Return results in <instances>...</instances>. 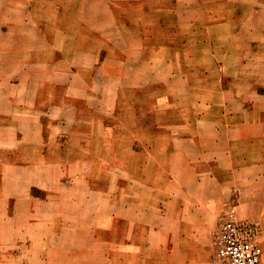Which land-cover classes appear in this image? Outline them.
I'll use <instances>...</instances> for the list:
<instances>
[{
  "label": "crops",
  "instance_id": "0c3cea01",
  "mask_svg": "<svg viewBox=\"0 0 264 264\" xmlns=\"http://www.w3.org/2000/svg\"><path fill=\"white\" fill-rule=\"evenodd\" d=\"M261 15L262 0H0V204L49 203L57 187L74 188V183L61 182L64 171L74 167L84 171L82 183L94 191L112 185L111 180L117 182L112 186L129 188L135 181L126 176L105 178L108 184L98 178V172L117 168L99 162L98 155L105 151L110 156L112 144L106 142L114 140L127 141L112 147L115 155L123 149L134 157L145 155L150 149L138 141L146 127L150 137L163 135L170 144L157 151L169 157L157 171L168 170L172 178L188 173L198 186L206 180L220 185L219 172L225 170L232 173L229 184L234 187L264 190L260 104L253 105L256 114L250 117H210L203 110L195 116L179 114L192 106L188 92L208 88L193 86L194 73L204 82L231 74L228 90L253 91V99L264 95L253 83L233 80L258 72H243L237 65L233 73L224 72L223 56L218 50L209 54L207 47L230 45L238 62L250 64L249 48L264 38L254 40L244 32L264 28L256 22ZM238 45H244L239 59ZM197 60L199 66L193 64ZM178 77L184 82L177 83ZM154 81L167 85L165 91L160 88L162 94L186 93L184 100L164 105L174 112L170 120L154 123L140 115L144 103L139 93ZM129 91L137 92L133 103L123 95ZM198 105L214 106L208 101ZM120 108L121 113L132 108L136 120L118 122ZM200 124L208 125L207 133ZM135 166L138 172L144 168ZM172 181L176 186L177 180Z\"/></svg>",
  "mask_w": 264,
  "mask_h": 264
},
{
  "label": "rangeland",
  "instance_id": "374dc122",
  "mask_svg": "<svg viewBox=\"0 0 264 264\" xmlns=\"http://www.w3.org/2000/svg\"><path fill=\"white\" fill-rule=\"evenodd\" d=\"M256 22L264 23V16H257ZM244 33L254 40L264 38L262 27H248ZM200 46L195 45L194 51H200ZM212 46L207 45L209 54L218 50L223 56L224 72L233 73L236 65L243 72H258L256 77H234V82L240 85L253 83L258 92H264V43L249 48L250 64L243 60L238 62L230 45H218L215 49ZM132 49L136 51V44ZM243 49L244 45L236 47L241 54L238 59L243 57ZM178 52L182 53L184 49ZM199 63L200 60L193 62L196 66ZM218 71L217 67V77ZM198 76L194 73L191 77L193 86L203 84L208 88L203 91L194 88L188 92L187 98L192 101V106L181 109L179 114L190 112L195 116L203 110L210 117H250L256 114L255 103L264 111V95L253 99V91L228 90L231 74L222 81L210 79L208 82L200 81ZM132 78L136 80V77ZM178 82L184 81L178 77ZM160 88L165 91L167 85L162 81L148 82L138 96V100L144 103L140 115L154 123L158 119L170 120L174 112L164 105L174 98L184 100L186 96L184 91L175 95L162 94ZM136 94V91H129L123 95L126 101L133 103ZM203 101L214 106L201 109L198 104ZM155 105L159 107L153 108ZM131 109L124 108L121 113L120 108L116 115L118 122L126 120L131 124L135 121L136 114ZM198 126L204 132L208 129L206 124ZM150 134L146 127L143 138L138 141L150 149L145 155L134 157L126 149L121 150V154L120 151L113 154L112 147L116 144L121 148L126 140L107 141V145L112 144L110 156H105L104 150V155H98L99 162L107 161L117 167L110 172H98V178L107 184L110 182L105 178L126 176L134 180L135 184L125 190L119 185L112 186L117 182L111 180L112 185L96 187L94 191L82 183L84 171L74 170L77 169L74 167L64 171L61 179V182L74 183V188L52 190L49 193L54 196L51 202L0 204V264H224L217 258L213 244L216 230L229 210L240 220L256 223V241L262 250L261 264H264V190L247 184L234 187L229 184L232 173L225 170L219 172L220 185L206 180L198 186H193L194 180L188 173H178L180 176L172 178L168 170L161 168L157 171L156 167L166 166L169 158L168 155H158L157 151L170 144L166 138L162 139L163 135L156 134L160 137L152 138ZM207 141L203 142V148L209 146ZM128 142L132 144V140ZM96 148L97 153L100 152V147ZM124 160H128L127 164L123 163ZM137 164L144 166L142 171L135 169ZM172 179L177 180L174 181L176 186Z\"/></svg>",
  "mask_w": 264,
  "mask_h": 264
},
{
  "label": "built area",
  "instance_id": "2783aa9c",
  "mask_svg": "<svg viewBox=\"0 0 264 264\" xmlns=\"http://www.w3.org/2000/svg\"><path fill=\"white\" fill-rule=\"evenodd\" d=\"M258 227L250 220H240L229 210L219 224L214 249L224 264H261L262 250L256 241Z\"/></svg>",
  "mask_w": 264,
  "mask_h": 264
}]
</instances>
